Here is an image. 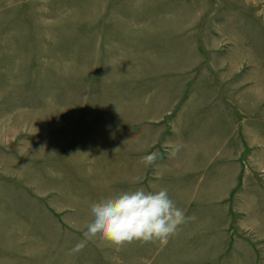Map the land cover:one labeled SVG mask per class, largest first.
Returning a JSON list of instances; mask_svg holds the SVG:
<instances>
[{
    "label": "rangeland",
    "instance_id": "obj_1",
    "mask_svg": "<svg viewBox=\"0 0 264 264\" xmlns=\"http://www.w3.org/2000/svg\"><path fill=\"white\" fill-rule=\"evenodd\" d=\"M139 187L166 244L71 251ZM0 264H264V0H0Z\"/></svg>",
    "mask_w": 264,
    "mask_h": 264
},
{
    "label": "clouds",
    "instance_id": "obj_2",
    "mask_svg": "<svg viewBox=\"0 0 264 264\" xmlns=\"http://www.w3.org/2000/svg\"><path fill=\"white\" fill-rule=\"evenodd\" d=\"M179 149L180 145H176L169 155L175 157ZM156 159L157 153H151L142 157L141 162L150 165ZM89 215L90 219L84 224L85 239L73 247V253L81 251L85 242L93 238L106 240L118 248L134 241L166 244L187 220L183 209L170 198L166 188L120 190L91 202Z\"/></svg>",
    "mask_w": 264,
    "mask_h": 264
}]
</instances>
